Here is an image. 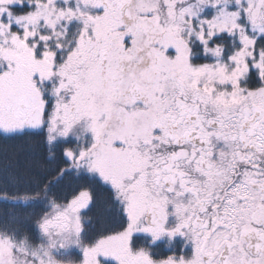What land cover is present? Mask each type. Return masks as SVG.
I'll return each mask as SVG.
<instances>
[{"label": "snow or ice", "instance_id": "snow-or-ice-1", "mask_svg": "<svg viewBox=\"0 0 264 264\" xmlns=\"http://www.w3.org/2000/svg\"><path fill=\"white\" fill-rule=\"evenodd\" d=\"M0 141V264H264V0H0Z\"/></svg>", "mask_w": 264, "mask_h": 264}, {"label": "trees", "instance_id": "trees-1", "mask_svg": "<svg viewBox=\"0 0 264 264\" xmlns=\"http://www.w3.org/2000/svg\"><path fill=\"white\" fill-rule=\"evenodd\" d=\"M9 144H12L13 142H8ZM4 146V143L0 141V149H2ZM74 184L71 181H66L65 184L62 186V193L65 195H70L71 190Z\"/></svg>", "mask_w": 264, "mask_h": 264}]
</instances>
